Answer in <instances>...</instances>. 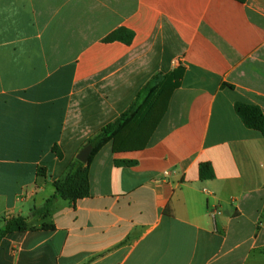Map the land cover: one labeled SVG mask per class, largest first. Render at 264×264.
I'll return each mask as SVG.
<instances>
[{"label":"crops","instance_id":"obj_1","mask_svg":"<svg viewBox=\"0 0 264 264\" xmlns=\"http://www.w3.org/2000/svg\"><path fill=\"white\" fill-rule=\"evenodd\" d=\"M179 68L147 147L105 146L89 197L53 200L88 141ZM237 103L264 115V0H0V230L34 228L0 241V264H264V137Z\"/></svg>","mask_w":264,"mask_h":264},{"label":"trees","instance_id":"obj_2","mask_svg":"<svg viewBox=\"0 0 264 264\" xmlns=\"http://www.w3.org/2000/svg\"><path fill=\"white\" fill-rule=\"evenodd\" d=\"M124 30L114 33L108 37L107 41L112 42L122 39ZM130 38V35H127ZM126 36V37H127ZM125 38V37H123ZM129 43V41L127 42ZM184 76L182 68L176 69L167 74H158L138 93L136 100L117 120L104 126L86 146H92L93 152L87 164L74 160L68 169L67 174L54 183V199H62L76 203L89 197L90 166L107 145H112L113 153L137 152L144 150L155 130L166 114L170 98L174 91L180 87V81ZM237 115L244 125L259 132L264 137V115L257 106L237 103L235 106ZM117 166H133L134 162H117ZM201 179H211L214 177L212 167L209 164L200 166ZM53 200H49L44 208L37 214L45 220L53 205ZM34 229L29 227L28 219L24 217H10L5 220V226L0 230V241L7 235L21 233ZM43 230L53 229V226L44 224Z\"/></svg>","mask_w":264,"mask_h":264},{"label":"water","instance_id":"obj_3","mask_svg":"<svg viewBox=\"0 0 264 264\" xmlns=\"http://www.w3.org/2000/svg\"><path fill=\"white\" fill-rule=\"evenodd\" d=\"M93 152L92 146H86L77 156V161L81 162L82 164H87L89 161V157L91 156Z\"/></svg>","mask_w":264,"mask_h":264},{"label":"rangeland","instance_id":"obj_4","mask_svg":"<svg viewBox=\"0 0 264 264\" xmlns=\"http://www.w3.org/2000/svg\"><path fill=\"white\" fill-rule=\"evenodd\" d=\"M39 217H41V216H39Z\"/></svg>","mask_w":264,"mask_h":264}]
</instances>
